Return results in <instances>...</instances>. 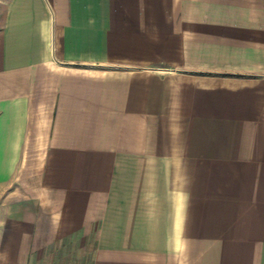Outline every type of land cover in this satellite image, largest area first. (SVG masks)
<instances>
[{
  "label": "crops",
  "instance_id": "0c3cea01",
  "mask_svg": "<svg viewBox=\"0 0 264 264\" xmlns=\"http://www.w3.org/2000/svg\"><path fill=\"white\" fill-rule=\"evenodd\" d=\"M31 161L21 264L73 229L92 264H264V0H0V207Z\"/></svg>",
  "mask_w": 264,
  "mask_h": 264
},
{
  "label": "rangeland",
  "instance_id": "374dc122",
  "mask_svg": "<svg viewBox=\"0 0 264 264\" xmlns=\"http://www.w3.org/2000/svg\"><path fill=\"white\" fill-rule=\"evenodd\" d=\"M31 162L28 168L20 173L22 177H18L15 181L17 185L14 187L15 191L10 200L12 205L0 207V216L8 217L7 224L0 223V231L4 227H8L7 245L0 247V251L3 253L8 252L7 256H1L4 264H21L18 239L21 233H30L32 230L31 220L36 202L37 169L34 162ZM9 188H11V185ZM5 194L6 192L1 191L0 199H4ZM22 197L25 199V203L21 202ZM24 204H27V206H24ZM49 209L51 211V208H47V211ZM48 213L50 214V212ZM79 231L73 229L59 239L40 244L37 249L30 251L27 264H92L93 252L98 247L97 241L91 238L94 234L93 229L84 237L82 232Z\"/></svg>",
  "mask_w": 264,
  "mask_h": 264
}]
</instances>
